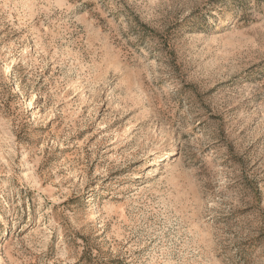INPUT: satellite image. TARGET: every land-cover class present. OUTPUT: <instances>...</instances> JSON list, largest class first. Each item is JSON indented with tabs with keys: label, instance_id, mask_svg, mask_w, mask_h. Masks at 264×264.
Returning <instances> with one entry per match:
<instances>
[{
	"label": "rangeland",
	"instance_id": "obj_1",
	"mask_svg": "<svg viewBox=\"0 0 264 264\" xmlns=\"http://www.w3.org/2000/svg\"><path fill=\"white\" fill-rule=\"evenodd\" d=\"M0 264H264V0H0Z\"/></svg>",
	"mask_w": 264,
	"mask_h": 264
}]
</instances>
